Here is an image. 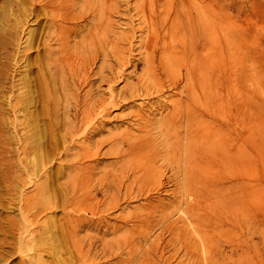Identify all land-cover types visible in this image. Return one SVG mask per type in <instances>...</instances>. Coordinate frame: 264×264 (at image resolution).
<instances>
[{"label": "rangeland", "instance_id": "374dc122", "mask_svg": "<svg viewBox=\"0 0 264 264\" xmlns=\"http://www.w3.org/2000/svg\"><path fill=\"white\" fill-rule=\"evenodd\" d=\"M99 1L93 0L94 10L85 7L79 20L68 22V25L73 21L86 23L81 34L88 26L94 29L101 25L95 38L112 41L106 58L102 60L100 55L96 59L89 76H80V82L85 81V85H76L77 88L72 84L75 80L72 75L78 74V66L72 68L73 74L67 72L68 79L67 75L62 76L61 84V26L64 29L67 25L61 22V0H0V264H81L80 253L88 255L86 264H264V0H144V3L113 0L114 6L108 4L112 0ZM150 27H153L152 33ZM75 35L69 36L71 40L67 43L76 48L74 41L81 35ZM131 35L132 39L136 37L134 41ZM119 38L126 40L124 54L130 60L121 69L114 65L117 71L114 68L112 71L110 66L116 61L110 54L124 44ZM182 40L186 41L184 47ZM174 42L181 49L188 48L186 55L181 54L182 50ZM129 43L133 49L127 54ZM144 43L153 56L145 55ZM150 43L155 47L154 52ZM76 50L82 53L81 47ZM172 56H180L179 65L172 67ZM192 57L195 62L202 57L206 59L202 61L206 64L203 69L207 91L204 89L203 98L198 85L193 89L194 99L203 98L204 103L202 106L193 103L199 112L193 113L187 150H183V138L175 142L170 134L160 135L158 131L153 132L157 129H151V133L158 134L160 148L136 156V163L142 167L128 172L127 187L106 188L105 183L101 186L103 191H98V181L82 186L69 182L68 172H61V166L71 161L70 149H64L71 142L68 143V138L62 145V134L67 125L66 110L72 107L75 97L82 99L95 90L92 95L102 93L105 103L109 102L106 109L111 119L107 127H114L111 132L129 135L127 126H135L132 115L135 109H132L139 102L148 104L147 112L159 116L166 111L161 107L164 93L175 90L174 98L180 95L186 99L185 92L180 93L178 81H181L180 69ZM74 62L80 65V61ZM133 64H137L135 68ZM164 65L172 70L171 79L168 77L170 80L166 82L160 70ZM99 66L105 73L99 72ZM110 70L113 80L100 81L101 75H108ZM139 74L144 76V82H148L149 76L154 82H162L164 90L157 93L151 90L153 94L143 90L144 97L122 100L118 95L123 92V85L135 81ZM38 76L45 78L47 86L43 111H39ZM171 80L174 81L171 83ZM156 99L160 108L155 106ZM150 108L156 110L150 111ZM30 110L38 115L37 124H32L28 117ZM20 121L26 126H21ZM91 121L86 124L89 130L83 126L80 129L84 133L80 129L76 131L73 143H80L89 134L94 124ZM36 129L41 131L36 142L42 141L43 146L23 154L22 135H33ZM182 131L184 127H179L181 137ZM108 132L103 130L93 137H103ZM133 138L129 135L124 141L134 146L137 143ZM118 141L120 138L113 141L114 146ZM114 151L115 147L110 154L99 155L103 162L97 170L103 172L110 168L103 167V163L114 159ZM126 156L124 162L129 161L127 165L132 166L133 154ZM133 175L139 178L134 180ZM79 192L89 193V198L78 200ZM97 195L99 200L94 198ZM25 196H29L32 210L28 213L21 210ZM8 222L13 223L9 232Z\"/></svg>", "mask_w": 264, "mask_h": 264}, {"label": "bare ground", "instance_id": "6f19581e", "mask_svg": "<svg viewBox=\"0 0 264 264\" xmlns=\"http://www.w3.org/2000/svg\"><path fill=\"white\" fill-rule=\"evenodd\" d=\"M101 1V0H100ZM99 1V3H101ZM127 1H129V0H127ZM138 1V0H137ZM143 1V3H144V0H142ZM152 1V0H151ZM155 1V0H154ZM165 1V0H164ZM172 1V0H171ZM171 1H170V3H171ZM149 2V1H148ZM180 2H182V1H180ZM193 2V1H192ZM92 3H93V0H61V22H62V24L63 23H67V25L65 26V28L63 29V27L61 26V84L63 83V81H64V77H62L63 75H67V72H71V74H73V70H72V68L74 67V66H78V68H79V72H77L78 74L77 75H75V77L72 75V79L74 78L75 80L74 81H72L71 83L74 85V86H76V85H79V84H83L84 82L82 81V82H80L81 80H80V76L81 75H86V76H89V73L92 71V69H93V65L95 64V61H96V59L101 55L102 57H101V59L102 58H106L105 56H107L106 54H107V52H108V50L109 49H111L112 48V41L111 40H105V39H102V38H99V37H96L95 38V35L98 33V30H99V27L101 26H99V27H95L94 29H92V27L91 26H88L87 27V29H86V31L83 33V34H81L80 33V31L82 30V26H83V24L82 23H80V21H78L79 23H76V22H72V24L71 25H68L69 23V21H71V20H76L77 21V19L79 20V18H80V16H82L81 14L82 13H80V12H82L83 10H84V8L85 7H88V8H91V9H93L92 8ZM102 3H103V1H102ZM107 3V2H106ZM147 3V2H146ZM104 4V3H103ZM108 4L110 5V6H114V1L112 0L110 3H109V1H108ZM119 4V3H118ZM128 4V3H127ZM168 4V3H167ZM179 4V3H178ZM184 4V3H183ZM99 5V4H98ZM142 5V4H141ZM171 5H172V3H171ZM199 5V4H198ZM105 6V5H104ZM128 6V5H127ZM181 6V5H180ZM182 6H186V4H184V5H182ZM182 6L180 7V8H182ZM94 7V6H93ZM137 7V6H136ZM141 7V6H140ZM169 7H170V5H169ZM87 8V10L88 11H90V9H88ZM148 8V7H147ZM173 8H175L174 6H173ZM186 8V7H185ZM197 8V7H196ZM64 9V10H63ZM95 9H97V7H95ZM63 10V11H62ZM66 10V11H65ZM94 10V9H93ZM139 10V9H138ZM141 10V9H140ZM152 10V9H151ZM157 10V9H156ZM186 10V9H185ZM184 10V11H185ZM98 11V10H97ZM126 11V10H125ZM158 11V10H157ZM156 11V12H157ZM92 12V11H91ZM94 13L92 14V15H94L95 14V11H93ZM104 12V11H103ZM151 12H149V14H150ZM177 13V12H176ZM175 13V14H176ZM88 14V13H87ZM98 14V13H97ZM102 14V13H101ZM159 14V13H158ZM105 15H106V13H105ZM162 15V14H161ZM167 15V14H166ZM96 16V15H95ZM98 16V15H97ZM107 16V15H106ZM123 16V15H122ZM183 16V15H182ZM91 17V14H90V16H89V18ZM127 17V16H126ZM188 17H189V15H188ZM83 18V17H82ZM98 18H99V16H98ZM104 18H106V17H104ZM163 18V17H162ZM169 18V17H168ZM110 19V18H109ZM152 19V18H151ZM182 19V18H181ZM88 20V19H87ZM168 20V19H167ZM171 20H173V19H171ZM185 20H186V18H185ZM86 21V20H85ZM107 21V20H106ZM111 21V20H110ZM144 21V20H143ZM83 22V21H82ZM88 22H92L90 19H89V21ZM157 22V21H156ZM165 22V21H164ZM168 22V21H167ZM108 23V22H107ZM138 23V22H137ZM140 23V22H139ZM86 24V23H85ZM84 24V25H85ZM92 24V23H91ZM95 24H97V23H95ZM113 24V23H112ZM166 24V23H165ZM107 25V24H106ZM110 25H111V23H110ZM146 25H147V23H146ZM145 25V26H146ZM152 25H153V23H152ZM172 25V24H171ZM64 26V25H63ZM104 26V25H103ZM132 26V25H131ZM130 26V27H131ZM136 26V25H135ZM138 26V25H137ZM142 26V25H141ZM140 26V27H141ZM149 26V25H148ZM151 26V25H150ZM192 26V25H191ZM129 27V28H130ZM133 28H134V30L136 29L134 26H132ZM131 27V28H132ZM139 27V28H140ZM90 28V29H89ZM128 28V29H129ZM142 28V27H141ZM151 28V27H150ZM150 28H149V30H150ZM154 28H156V27H154ZM168 28V27H167ZM166 28V29H167ZM147 29V28H146ZM145 29V30H146ZM152 29H153V27L151 28V32L150 33H152ZM157 29V28H156ZM163 30V29H162ZM74 31V32H73ZM103 31V30H102ZM164 31V30H163ZM72 32H73V34L75 35V36H78V35H81V38H79L78 39V41H74V44L76 45V48L77 49H79V47H81L82 48V53H79L78 52V50H76V48L75 47H71V46H69L68 45V43L67 42H70L69 40H71L70 38H69V36H73V34H72ZM128 32V31H127ZM159 32H161V31H159ZM129 33V32H128ZM127 33V34H128ZM130 33H132L131 31H130ZM147 33V32H146ZM156 33V32H155ZM78 34V35H77ZM137 34V33H136ZM165 34V33H164ZM85 35H89V39L88 40H86L85 39ZM140 35V34H139ZM139 35H137L138 37L137 38H139ZM74 36V37H75ZM120 37L122 36L121 34L119 35ZM145 36H147V35H145ZM145 36H143V38L145 37ZM156 35H154V37H155ZM73 37V38H74ZM123 37V36H122ZM121 37V38H122ZM154 37H152L151 38V40H153L154 41ZM158 37V36H157ZM163 37V36H162ZM77 38V37H76ZM115 38L116 39H118L116 36H115ZM131 39H132V35H131V37H130ZM159 38H161V37H159ZM123 39H125V38H123ZM129 39V38H128ZM134 40L136 39V37H134L133 38ZM132 39V41H134ZM142 39V38H141ZM145 39H146V37H145ZM162 39V38H161ZM119 40H120V38H119ZM118 40V41H119ZM143 40V39H142ZM160 40V39H159ZM163 40H164V38H163ZM162 40V44H163V41ZM178 40V39H177ZM121 41H123V40H120V43H121ZM131 41V40H130ZM147 41V40H146ZM158 41V40H157ZM182 41H185V40H182ZM66 42V43H65ZM140 41H138V43H139ZM155 42V41H154ZM161 42V41H160ZM159 42V43H160ZM180 42H181V40H180ZM190 42V41H189ZM87 45H86V44ZM96 43H97V45H96ZM122 43H124L122 46H121V44L119 45V46H117V48L115 49V50H112V54H110V55H114L115 57H113V59H115V63L113 64V66L114 65H116V67H118V68H120L121 69V67L122 66H124L125 64H127V63H129V60L130 59H128V56H127V59H125V54H124V51H125V45H126V40H125V42L123 41ZM137 43V42H136ZM146 43V42H145ZM144 43V44H145ZM156 43V42H155ZM158 43V42H157ZM172 43V42H171ZM175 43V42H174ZM177 43V42H176ZM175 43V44H176ZM119 44V43H118ZM131 44L132 43H129V48H128V50H127V54H129V51H131L132 49H133V47L131 46ZM134 44V43H133ZM147 44V43H146ZM146 44L145 45H143L144 47V52H145V55L146 56H148V57H150V56H153L154 54L153 53H150V52H148L147 51V49H146ZM184 44H186V41L185 42H183L182 43V47H184L185 45ZM116 45H117V43H116ZM128 45V44H127ZM139 45H141V44H139ZM150 45H152L151 43H150ZM171 45V44H170ZM178 45H180L181 46V43L180 44H178ZM115 46V45H114ZM142 47V46H141ZM165 49H167V45H165V46H163ZM173 47H174V45H173ZM107 48H109V49H107ZM137 48V47H136ZM162 48V47H161ZM163 48V49H164ZM176 48H178V50H180L181 48L179 47V46H177V44H176ZM186 48L187 47H185V49H181L182 51H181V54L183 53L184 55H186V52L185 51H188V48H187V50H186ZM203 48V44H200V49H202ZM135 49V48H134ZM154 49H155V47H154V45H152L151 46V50L154 52ZM169 49V48H168ZM199 49V50H200ZM157 50V49H156ZM174 50H175V48H174ZM177 50V49H176ZM177 50V51H178ZM83 51H84V53H83ZM139 51V50H138ZM143 51V50H142ZM159 51H161V50H159ZM172 51V50H171ZM201 51V50H200ZM164 52V51H163ZM174 52V51H173ZM176 52V51H175ZM179 52V51H178ZM75 53H77L76 55H75V58L73 57L74 56V54ZM200 53H202V52H200ZM109 55V56H110ZM197 55V54H196ZM108 56V57H109ZM160 56V55H159ZM187 56H188V52H187ZM190 56H192V55H190ZM199 56H200V54H199ZM206 56V55H205ZM78 59H77V58ZM167 57V56H166ZM179 57L180 56H177V57H175V56H172V67L173 66H177V65H179ZM183 57H185V56H183ZM189 57V56H188ZM112 58V57H111ZM110 58V59H111ZM170 58V57H169ZM187 58V57H186ZM197 58V57H196ZM195 58V59H196ZM203 58L204 57H202V60H203ZM189 59V58H188ZM187 59V60H188ZM190 59H191V61L192 62H190ZM189 59V61H186V63L187 62H189L188 63V65H185V66H183L182 68H183V70L182 69H180L181 70V81H178V86H179V90H180V93H182V92H185V96H186V99H185V97H183L184 98V100L182 99V96H180L179 95V97H176V98H174L175 96H177V92L174 90V92L172 91V93L171 94H167V95H164L163 94V96H165V100L162 102L163 103V106L161 105V107H164L165 109H166V111L164 112V113H160V115L159 116H156L155 114L156 113H150V112H147V109H148V104L146 105L145 103H143V102H139V106L137 107V108H134L133 107V109L132 110H134L133 111V113H132V115L134 116V127H132V126H127V129H128V134L129 135H132L136 140V145L134 144V146H132L131 144H129V142L128 141H124L126 138H128L129 137V135H124V136H122L119 132H111L112 131V129L114 128H111L110 127V125L107 127V122H109L110 121V119L111 118H109L108 117V115H109V113H108V111H107V109H106V106H107V104L109 103H105V100H104V98H103V94L102 93H100L99 91H98V94L97 95H92L94 92H97V90H95L93 93H87V94H89L87 97H84L83 96V98L82 99H80L79 97H78V99H76V97H75V99L74 100H76L75 102H73V105H72V107L70 106V107H68V110H66V111H68L67 112V125H64V127H65V129L63 130V131H61V133L63 132V134H62V139H63V142H62V145H64L63 143L64 142H66L67 141V139L68 138H70V141H69V139H68V143H70L71 142V144H68V147L67 146H65L64 147V149H70V150H72V154L70 153V150L68 151V153H69V155L71 156L72 155V158H71V161L70 162H68L66 165H62L61 166V172H68V176H66V178H67V180L69 181V182H71L72 184H74V183H76V185L75 186H82V185H85V184H87V183H94L95 181H98V191L101 189V186H104V184L106 183V188H109L110 187V185H113L114 186V188H121L122 186H125V187H127V185L129 184L128 182V175H129V171L130 170H136V168H139L140 169V166L141 165H139V162L138 163H136V160H138V158H136V156H138L139 154H141V152H142V156H143V154H145V153H143V152H147L148 154H150V152L152 151V150H156V148L159 146V145H161V144H158L159 143V139H158V137H157V135L158 134H160V135H162V134H166V135H171V136H173L174 137V140H175V142H177L178 140H180V138L182 139L183 138V142H184V146H183V150L184 151H186L187 149H185L186 148V146L187 147H189V139H190V135H189V133H190V128H191V123H192V121L194 120V116H193V113H194V111H197V113L199 112L198 111V109H197V106L201 103V106L203 105L202 104V102L204 103V101H203V98H204V89L207 91V88H205L204 87V85L206 84L205 83V71H204V67L203 66H205L206 64H204L203 63V61L202 60H200V61H198V62H195L194 61V57H192V58H190ZM74 60H78V61H80V65H77L76 64V62H74ZM103 60V59H102ZM101 60V61H102ZM107 59H105V61H106ZM145 60H147V58H145ZM145 60H143V61H145ZM183 60H185V59H183ZM204 60H206L205 58H204ZM139 61V60H138ZM108 62V65L110 64V62L109 61H107ZM204 62H206V61H204ZM182 63V62H181ZM180 63V64H181ZM184 63V62H183ZM199 63H202V65L201 64H199ZM158 64V63H157ZM193 64H195L194 66L195 67H193L192 65ZM102 65V64H101ZM100 65V66H101ZM107 65V64H106ZM137 65V64H136ZM135 64H133V67L135 68V66H136ZM144 65V64H143ZM100 66L98 67V69L100 70L99 72H102L103 70L100 68ZM111 67L110 66V68H111V70L114 68V70H116L115 69V66L114 67ZM146 66L149 68V67H151V63L149 62V63H147L146 64ZM145 66V67H146ZM167 66H169V65H166V67H165V65L164 66H161L160 68V70H162L163 72H164V76H165V78H166V80H165V82L168 80V77H170L171 75H169L170 73H171V71L172 70H169V67H167ZM181 66V65H180ZM102 67V66H101ZM164 68V70H163V68ZM179 67V66H178ZM108 68V67H107ZM117 68V69H118ZM171 68V67H170ZM175 68H177V67H175ZM174 68V69H175ZM106 69V68H105ZM119 69V70H120ZM159 68L157 67V69H156V71L158 70ZM173 69V70H174ZM94 70V69H93ZM111 70L109 71V74L107 75V73L104 75V74H102V73H105V71L104 72H102L101 74L103 75H101V77L100 76H98V77H100L101 79H100V81H112L113 80V75H110V72H111ZM114 70H112V71H114ZM118 70V71H119ZM160 70H159V73H161L160 72ZM117 71V70H116ZM175 71V70H174ZM178 71H179V69H178ZM132 72V71H131ZM145 72V71H144ZM133 73V72H132ZM107 76V77H106ZM120 76V75H119ZM67 77V79H68V75L66 76ZM144 77V76H143ZM140 74H139V76L137 77V78H135V81H130L129 83L127 82V83H125L124 85H123V87H124V90H123V92H120V94L118 95V96H120L121 98H122V100H129V99H135V98H138V97H144L143 95V93H142V91L144 90L145 92H146V94H148V93H150V94H153L152 93V91H154V93H157V92H159V91H162V90H164L163 89V86H164V84H162V82H154L153 81V79L149 76L148 77V82H144V79H142L143 78ZM147 77V76H146ZM160 77V76H159ZM42 77H39L38 76V83H39V91H38V93H39V97H40V99H41V103H40V108H39V111L41 110V111H43V109H44V105H43V99L47 96V86H45V84H46V80H44L43 78L41 79ZM71 78V77H70ZM71 79V80H72ZM170 79H171V77H170ZM169 79V80H170ZM70 80V79H69ZM84 80V79H83ZM97 80H99V79H97ZM116 80V79H115ZM168 80V81H169ZM65 81H66V79H65ZM88 81V80H87ZM86 81V82H87ZM147 81V80H146ZM172 81H174V80H171L170 82L172 83ZM176 81H177V79H176ZM69 82V81H68ZM71 83H70V85H71ZM91 83V82H90ZM93 83V82H92ZM98 83V82H97ZM164 83V82H163ZM102 84V83H101ZM100 84V85H101ZM145 84V85H144ZM173 84H174V82H173ZM172 84V85H173ZM208 84V83H207ZM69 85V84H68ZM70 85L68 86V87H70ZM83 85H85V84H83ZM86 85H87V83H86ZM92 85V84H91ZM91 85H90V87H91ZM94 85H95V82H94ZM100 85H97V86H99L100 87ZM150 86V88L149 87H147V86ZM169 85V84H168ZM171 85V84H170ZM169 85V86H170ZM171 85V86H172ZM195 85H198L200 88H201V92H200V94L202 93V96H203V98H198L199 99V101L198 100H195L194 99V97H196V96H194L193 97V89L195 88ZM66 86V84H64L63 85V87H65ZM73 86V87H74ZM93 86V85H92ZM176 86V85H175ZM197 86V87H198ZM208 86V85H207ZM206 86V87H207ZM77 88L79 87V86H76ZM82 87V86H81ZM99 87L97 88V89H99ZM111 87H112V84H111ZM173 87V86H172ZM199 87H198V89H199ZM71 88V87H70ZM86 88V87H85ZM88 88V87H87ZM108 88H110V87H108ZM113 88V87H112ZM65 89V88H64ZM67 89V88H66ZM72 89V88H71ZM73 89H75V88H73ZM77 90V89H76ZM100 90V89H99ZM102 90V89H101ZM152 90V91H151ZM176 90H177V86H176ZM71 91V90H70ZM90 91V90H89ZM88 91V92H89ZM112 91V90H111ZM65 92H68V90H65ZM78 92H79V89H78ZM84 92V91H83ZM91 92V91H90ZM113 92V91H112ZM194 92H196V91H194ZM199 92V91H198ZM71 93V92H70ZM69 93V94H70ZM74 94H75V91L73 92ZM109 93V92H108ZM68 94V93H67ZM73 94V95H74ZM80 94V93H79ZM79 94H77V95H79ZM96 94V93H95ZM111 94V93H110ZM113 95H114V93H112ZM116 94V93H115ZM143 94V95H142ZM161 94V93H160ZM183 94V93H182ZM199 94V93H198ZM64 95V98L65 97H67V96H65L66 94H63ZM75 96H76V94H75ZM111 96V95H110ZM116 96H117V94H116ZM162 96V95H161ZM162 96V97H163ZM184 96V95H183ZM198 96V95H197ZM201 96V97H202ZM72 97V96H71ZM70 97V98H71ZM89 97V98H88ZM93 97V99L91 100V98ZM147 97V96H146ZM87 98L89 99L88 101H87ZM108 98V97H107ZM110 98H112V97H110ZM164 98V97H163ZM113 99V98H112ZM116 99V98H115ZM162 99V98H161ZM157 100V99H156ZM68 101V100H67ZM70 101V100H69ZM113 101H115V100H113ZM112 102V101H111ZM125 102V101H124ZM153 102H154V100H153ZM158 102V103H157ZM157 102L155 101V103H156V105L155 106H157L158 104H159V100H157ZM194 102H198L197 103V106H195V104H193ZM26 103V102H25ZM70 103H71V101H70ZM69 103V104H70ZM146 103H147V101H146ZM154 103V104H155ZM28 104V102L26 103V105ZM33 105V104H32ZM12 106H13V108L15 107V104L13 103L12 104ZM109 106V105H108ZM112 106V105H111ZM150 106L151 107H154V105L151 103L150 104ZM159 106V105H158ZM26 107V106H25ZM65 107V106H64ZM200 107V106H199ZM130 108H132V107H130ZM159 108H160V106H159ZM67 109V108H66ZM153 109V108H152ZM151 108H150V111L152 110ZM203 109V108H202ZM16 110V109H15ZM131 110V109H130ZM154 110H156L155 108L153 109V111ZM160 110V109H159ZM203 110H205V109H203ZM163 111V110H162ZM156 112V111H155ZM204 112V111H203ZM64 113H66V112H64ZM131 114V113H130ZM130 114H129V116H130ZM114 115H117V114H114ZM113 115V116H114ZM124 115H126V114H124ZM123 115V116H124ZM199 115H203L202 114V112H200L199 113ZM112 116V117H113ZM123 116H120L121 118L123 117ZM28 117L31 119V121H32V124H37L38 123V115L37 114H34L31 110L30 111H28ZM66 117V116H65ZM98 117H100L99 119H98ZM117 117V116H116ZM118 117H119V115H118ZM125 117V116H124ZM123 117V118H124ZM128 117V116H127ZM115 118V117H114ZM129 118H132V116L131 117H129ZM128 118V119H129ZM173 118H175V120L173 119ZM94 119H98V120H96L95 121V123H94ZM125 119H127V118H125ZM127 119V120H128ZM19 120V119H18ZM93 121V125L91 126V130L88 132L89 134L86 136V137H84L83 139H81L80 140V143H78V144H75V143H73V141H72V137H74V135H75V133H76V131L78 130V129H80L81 127H83V128H86L87 130H89V128H87L86 127V124H88V122L89 121ZM132 120V119H131ZM65 121V122H66ZM91 121V122H92ZM21 126H26V125H22V122L20 121V122H18ZM27 123V122H26ZM90 123V122H89ZM112 123V122H111ZM92 124V123H91ZM90 124V125H91ZM109 124V123H108ZM175 124H177V126H175ZM196 124V123H195ZM90 125H88V126H90ZM131 125V124H130ZM197 126H199V125H197ZM63 127V128H64ZM156 127V128H155ZM179 127H184V133H183V131H182V133H183V137H181L182 135H181V133H179L178 132V128ZM133 128V129H132ZM62 129V128H61ZM86 129H85V131H86ZM151 129L153 130V129H157V130H153V132L154 131H158V134L156 135L155 133H157V132H155V133H151ZM81 130V132L82 133H84L83 131H82V129H80ZM103 130L105 131V130H108L109 132H108V134L107 135H105V136H103V137H99V138H96L95 136V139H94V137H93V135L94 134H102L103 133ZM181 130V129H180ZM183 130V129H182ZM195 130V129H194ZM194 130H193V132L192 133H194ZM163 131V132H162ZM81 132H80V134H81ZM123 133H124V131H123ZM40 135H41V131L39 130V129H36L35 130V132H34V134L33 135H30V134H25V135H22V137L24 138H21L22 140L20 141L21 143H22V141H23V146H22V153L24 154L25 152H27V151H31L33 148L34 149H37V148H40V147H42L43 146V142L41 141V142H36V139H37V137L39 138L40 137ZM76 136V135H75ZM193 136V135H192ZM145 137H148V139L145 141ZM75 138V137H74ZM118 138V139H117ZM119 138H120V141H118L117 143H115V146H114V143H113V141L114 140H119ZM132 138V137H131ZM133 138V139H134ZM160 138V137H159ZM164 138V137H163ZM165 139V138H164ZM131 140V139H130ZM129 140V141H130ZM162 140V139H161ZM160 140V141H161ZM166 140L168 141V137L166 138ZM166 140H163L164 142L163 143H165V144H167V141ZM75 141V140H74ZM124 141V142H123ZM134 141V142H135ZM145 141V142H144ZM190 141H193V140H190ZM31 142H35L34 144L33 143H31ZM76 142V141H75ZM179 142V141H178ZM31 143V144H30ZM124 143H126L127 145H124ZM156 143H157V146H156ZM174 143V142H173ZM181 143H182V140H181ZM192 143V142H191ZM190 143V144H191ZM73 144H75L74 146H73ZM105 144H107V148H105V149H103V147H104V145ZM178 144V143H177ZM177 144H175V146L177 145ZM183 144V143H182ZM163 146H164V144H163ZM167 147L169 146L168 144L166 145ZM173 146V145H172ZM181 146V145H180ZM63 147V146H62ZM113 147H115V151H114V159L113 160H109V162H106L105 164L103 163V167H105V166H110V171H109V169L108 170H103V172L101 171V170H97V168L99 167V165L103 162V161H101L100 162V160H99V155H106V154H110V152H111V150L113 151ZM170 147V146H169ZM158 148H160V147H158ZM21 149V148H20ZM63 148L61 149L62 151L64 150ZM166 149V148H165ZM171 149V148H170ZM180 149H182V148H180ZM160 150V149H159ZM162 150V149H161ZM161 150H160V153H161ZM167 150V149H166ZM165 150V151H166ZM169 151V149L167 150V152ZM174 151V150H173ZM176 151V150H175ZM183 151V155L185 154V152ZM65 152V151H64ZM152 152H155V151H152ZM171 152V151H170ZM169 152V153H170ZM178 152H179V150H178ZM66 154H68L67 152H65ZM174 153V152H173ZM173 153H172V155H173ZM188 153V152H187ZM128 154H133V156H132V160L134 159L135 160V162L133 163V165L131 166V165H127V163L129 162V161H127L126 163L124 162V157H128V156H126V155H128ZM152 154V153H151ZM166 154V153H165ZM178 154V153H177ZM146 155V154H145ZM157 155L158 154H156V157H157ZM170 155V154H169ZM171 155V156H172ZM189 155V154H188ZM67 156V155H66ZM70 156H67L68 158L70 157ZM108 156V155H107ZM140 156V155H139ZM141 156V157H142ZM154 156H155V153H154ZM177 156V155H176ZM175 156V157H176ZM179 156V155H178ZM185 156V155H184ZM158 157H159V155H158ZM157 157V158H158ZM166 157V156H165ZM102 158H103V156H102ZM104 158H106V157H104ZM136 158V159H135ZM149 157L147 156L146 157V160L148 159ZM152 158H154V157H152ZM171 158V157H170ZM187 158V156L184 158V159H186ZM189 158V157H188ZM101 159V158H100ZM178 159V157L176 158V159H174V161L175 160H177ZM179 159H180V157H179ZM63 160H65V158L63 159ZM67 160V159H66ZM130 160V159H129ZM153 160V159H152ZM151 160V161H152ZM62 161V160H61ZM154 161V160H153ZM173 161V160H172ZM185 161V160H184ZM186 161H188V160H186ZM63 162V161H62ZM144 162V161H143ZM142 162V163H143ZM178 162V161H177ZM64 163H65V161H64ZM130 163H131V161H130ZM144 163H146V162H144ZM179 163V162H178ZM177 163V164H178ZM188 164H189V162H187ZM114 164V165H113ZM148 164V163H147ZM150 164H152V163H150ZM184 164H186L185 162H184ZM143 165V164H142ZM177 166V165H176ZM142 167V166H141ZM144 167V166H143ZM149 167V166H148ZM148 167H147V169H148ZM151 167V166H150ZM187 167V166H186ZM186 167H184V168H186ZM100 168V167H99ZM135 168V169H134ZM144 168H146V167H144ZM183 168V167H182ZM188 168V167H187ZM186 168V169H187ZM143 169V168H142ZM71 171H73V173H71ZM140 171H142V170H140ZM150 171H151V169H150ZM183 171H186V170H183ZM188 171V170H187ZM186 171V172H187ZM129 172V173H128ZM133 172V171H132ZM131 172V173H132ZM189 172H190V169H189ZM135 173V172H134ZM144 173V172H143ZM146 173V172H145ZM188 173V172H187ZM186 173V174H187ZM133 174V173H132ZM148 174H150V173H148ZM1 176H2V174H1ZM143 176V175H142ZM133 178H134V180H136V179H138L139 178V176H136V175H133L132 176ZM187 177H188V175H187ZM95 178H97V179H100V180H96ZM133 178L131 179L132 181H133ZM145 178V177H144ZM130 180V179H129ZM184 181H187L188 182V180H186L185 179V176H184ZM95 184V183H94ZM75 190V189H74ZM102 190V189H101ZM107 190V189H106ZM105 190V191H106ZM103 191V190H102ZM131 191V190H130ZM95 193H98V192H96V191H94ZM124 192V191H123ZM78 193V192H77ZM103 193V192H102ZM77 198H79L78 200H81V201H85V200H87L88 198H89V193H83V192H79V194L76 196ZM75 197V198H76ZM94 198H96V200H99V196L97 195L96 197H94ZM21 210H22V213L23 212H26V213H28L29 212V210H31L30 209V206H29V196H25L24 197V199H22V206H21ZM32 211V210H31ZM34 214H35V212H34ZM31 215H33V213L31 214ZM36 215H37V213H36ZM31 217V216H30ZM34 219V218H33ZM26 222V220H24V223ZM9 224H8V226H9V228H7V231L9 232L11 229H12V227H13V223L12 222H8ZM42 234V233H41ZM12 243V242H11ZM8 250V249H7ZM80 256H79V259H80V263L81 264H86V259L88 258V255H86V254H82V253H80L79 254ZM90 259V258H89ZM91 260V259H90ZM89 264V263H88Z\"/></svg>", "mask_w": 264, "mask_h": 264}]
</instances>
